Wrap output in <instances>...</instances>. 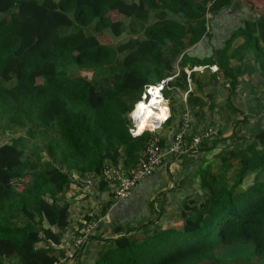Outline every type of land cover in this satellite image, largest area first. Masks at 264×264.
I'll return each instance as SVG.
<instances>
[{"label": "trees", "instance_id": "obj_1", "mask_svg": "<svg viewBox=\"0 0 264 264\" xmlns=\"http://www.w3.org/2000/svg\"><path fill=\"white\" fill-rule=\"evenodd\" d=\"M232 1L0 0V264H55L62 242L55 228L70 222L65 194L74 173L95 174L105 189L108 161L127 169L142 160L153 133L134 137L128 114L148 85L176 72L180 57L172 85L187 83L190 60V68L217 62L224 80L235 84L226 54L234 35L214 55L186 51L212 38L207 14L218 15ZM182 19L196 26L186 32ZM126 29L137 36L115 46L100 38H118ZM236 32L254 49L264 84V6ZM250 122L243 118L250 136L235 131L218 160L208 159L199 175L202 192L177 214L181 225L155 218L133 231L116 229L117 238L91 236L98 227L89 233L86 224L102 220L111 200L76 229L75 264H234L238 254L249 257L250 244L253 261L264 264V128ZM251 173L253 183L244 188Z\"/></svg>", "mask_w": 264, "mask_h": 264}, {"label": "crops", "instance_id": "obj_2", "mask_svg": "<svg viewBox=\"0 0 264 264\" xmlns=\"http://www.w3.org/2000/svg\"><path fill=\"white\" fill-rule=\"evenodd\" d=\"M257 2L258 6L256 7L254 4L256 7L254 9L248 0H233L232 4L229 7L224 8L218 15L215 16L212 13H208L206 17L207 20H209L207 22L208 27H210V31L212 32V38L209 39L208 37H203L200 41L195 43V45L188 48L191 50L194 48L192 53L187 51L189 55L192 57L204 58L214 55V52L224 48L226 42L240 26L245 24L246 21L261 15L263 12L264 0H257ZM222 16H225L222 25H226L227 31L219 37L217 31H215L217 27L215 20L218 21ZM185 20L187 19H182V22L184 23ZM212 27L214 31H212ZM128 32L131 34L129 35ZM125 33L127 36L120 39ZM130 36L137 35H133V32L130 29H126L122 35L115 38L116 43L118 44L121 41H125ZM238 44H244V38L242 36L238 37V39H234V48L232 51H236V53L229 56L231 68L237 76L235 84L224 80L225 75L222 73L221 68L217 72H212L210 70L212 65L216 64L219 67L217 62H213L193 67L200 69L198 71H193V77H195L194 89L190 92L186 101H183L181 96V92L187 89L186 84L184 89L180 90L181 92L175 89L180 93L179 103L173 102L171 98L167 97L164 93L169 100L172 110L171 119L162 124L157 130V133L165 138L164 145L169 146L172 143L179 131V127L181 126V114L186 110L191 112L192 131H202L204 128L208 127V125H213L215 122H218L220 126L218 132L220 136L219 138H231L232 134L235 132L234 128H231V123L234 120L233 123L235 127L236 120H240L236 115V103L234 98L244 97V94L247 95L252 93L253 99L256 101L252 104L250 100L246 101L244 99L247 109V111L243 110L244 113L249 112L258 122H261L263 118H259L258 116L260 107L264 108V84L262 83L263 79L261 76L262 70L259 67L255 55L250 51L247 54L246 50L239 51L236 47ZM186 68L189 69L190 67L186 66L185 71ZM171 76H167V78ZM172 81L173 77L169 82L171 88L168 90L170 91L173 89V85L171 84ZM178 82L183 83L182 80H178ZM240 101L241 100H239V103ZM160 114L161 112L158 111L157 115H159V117L156 116L157 119L161 117ZM128 117L131 122V128L132 121L130 113L128 114ZM256 120L254 124H257ZM237 130L246 137L250 136V133L243 125L241 128H237L236 131ZM228 134L230 135L227 136ZM214 142L215 139L204 141L199 152L196 153L188 152L177 157L168 156L157 174L155 173V175H150L141 180L140 184H137L138 186L136 185L134 187V192L130 194L131 196L129 195L130 197L128 196L129 198L126 197L120 200H115L113 197L112 193L114 192V187L110 188L108 184L105 189L100 187L98 182L100 181L99 177L93 176L92 182L87 184L85 181L80 180L83 179V177H78V173L76 172L75 176L78 178H76L75 182L70 185V189L65 194V201L69 202L71 205V216L75 217L76 221L72 223L70 217V222L66 228H55L56 231L62 234V243L60 245H55L57 249H55L54 254L60 252L59 250L75 251V263L79 262V258L76 255L78 250L75 249L76 242L74 241L77 235L76 229L86 215L99 213L100 209L107 205L111 200H114V202L108 209L106 215H104V220L102 219V228L98 231L96 230L91 236L98 235L102 239L117 238L120 234L115 232L116 229L124 228V230L126 229V231H128L131 228L133 231L134 227L143 226L148 221L155 218L163 220V224L169 222L177 226L181 225L182 221L178 219L177 214L185 203H188V201L193 198L195 199L198 194L202 192L200 187L201 177L199 175L201 174L203 167L211 165L208 159L212 157H207L206 153L209 150L214 149L212 148ZM214 167L218 168V164ZM89 175L92 176V174ZM87 177L88 175L84 179H87ZM78 180L82 183L80 182L79 184ZM85 186L93 187L92 189L94 192L87 193L83 188ZM86 199L89 203L98 206L96 207L95 212L92 210H83L82 202ZM90 239H92V237H90ZM89 242L93 243L90 249L92 252L95 242ZM92 253H95V251ZM237 259V262L242 264H258L253 261L252 257L250 258L245 255L240 257L238 254Z\"/></svg>", "mask_w": 264, "mask_h": 264}, {"label": "rangeland", "instance_id": "obj_3", "mask_svg": "<svg viewBox=\"0 0 264 264\" xmlns=\"http://www.w3.org/2000/svg\"><path fill=\"white\" fill-rule=\"evenodd\" d=\"M248 2H250L251 4H252V7L255 9L257 6H258V2H257V0H248ZM254 4H255V6H254ZM40 11H42V12H45L44 11V9H40ZM110 14H111V17L114 19V20H117L118 18H119V14H118V12H116V11H112V12H110ZM224 17L225 16H222L221 18H219V20L218 21H216L215 20V23L217 24V27H216V30L215 31H217V33H218V36L220 37V35H222V34H224L226 31H227V29H226V25H222V22H223V19H224ZM209 21V20H208ZM185 22V29H186V32L188 31V30H190V29H192L193 27H195L196 26V21H194V22H191V21H189V20H185L184 21ZM212 23V22H211ZM207 25H208V22H207ZM208 29L210 30V27H208ZM212 31H214V29H213V27H212ZM128 34L130 35L131 33L130 32H128ZM234 39L236 38V39H238V37H240L241 35L239 34V33H237V32H235L234 34ZM127 36V34L125 33V34H123V36H121L120 37V39H122V38H125ZM100 38L103 40V42H106V43H109V44H111L112 46H115L117 43H116V39H112V38H110L109 36H107L105 33H101L100 34ZM234 39H233V41H234ZM195 45V44H194ZM193 46V45H192ZM192 46H190V47H192ZM190 47H188V48H190ZM236 47H237V49L239 50V51H242V50H246V54L247 53H249V51L252 53V54H254V49L252 48V47H250V46H248L246 43H244V44H238V45H236ZM187 48V50L186 51H188L189 53H192L193 52V50H194V48L191 50V49H188ZM233 48H234V46H233V43H232V45L229 47V49L227 50V55L229 56V55H233V54H235L236 53V51H232L233 50ZM181 59V58H180ZM179 59L175 62V68H176V74H180V71H181V67H180V65H179ZM191 64H192V61L190 60V61H188V66L190 67L191 66ZM215 65V64H214ZM213 66V65H212ZM200 68H193V69H191V68H189V69H187L186 68V72L187 73H189L190 72V74H189V78H188V81H187V83H182V82H177V81H175L174 83H173V89L170 91V90H168V88H165V90L167 89V91H165L164 93L167 95V97H169V98H171V100L173 101V102H175V103H179L180 102V93L179 92H181L180 90H183L184 89V87H185V84L187 85V89L185 90V91H183V92H181V96H182V98H183V101H186L187 99H188V97H189V94H190V92H192V90L194 89V78L195 77H193L192 75H191V73H192V71H198ZM220 68L218 67V70H219ZM210 70L212 71V72H217V71H214V70H212V68L210 67ZM205 72H206V70H205ZM82 75H85V76H88L89 78H91L92 77V72L91 71H81L80 72ZM177 77V76H176ZM176 77H173V79L174 78H176ZM171 80V79H170ZM170 80L168 81V82H170ZM175 85V86H174ZM179 86V87H178ZM175 89H177V90H175ZM155 91V93H157L158 94V90L156 89H153V90H151L150 91V93H151V98L147 95L146 96V98H143L141 101L142 102H144V103H146V104H149L150 103V101H151V99H152V97H153V92ZM245 93H247V92H245ZM157 98H158V96H157ZM249 98H251V99H249ZM168 99V98H167ZM244 99L246 100V101H248V100H250V102L253 104L254 102H256L254 99H253V94L252 93H250V94H247V95H245L244 94V97H241V98H238V97H236V98H234V100H235V107H236V115H237V117L238 118H240V120L238 119L237 120V122H236V125H235V127H234V123H233V121H232V123H231V128L233 127L234 128V131H236V129L237 128H241V126L243 125L244 126V123H243V118L244 117H248L249 119H250V121H252V122H250V126L249 127H251L252 126V124L255 122V117H253L249 112L248 113H244V111L243 110H246L247 111V109H246V104L244 103ZM239 100H241L240 101V103H239ZM256 104V103H255ZM138 105V104H137ZM166 107L167 108V115L169 116L168 117V119L166 120V121H162V120H160V121H156V120H153L152 118V120H153V122H155L156 123V125H160V126H162L161 124L162 123H166L169 119H171L170 117H172V110H171V105H170V103H169V100H168V102H165V99H162V100H158V105H157V108H156V110L157 111H159V112H161V114H160V119L161 118H163L164 116L163 115H165L164 114V112H162V111H160V109H162V107ZM220 106H221V104H220ZM138 107V106H137ZM164 111V110H163ZM242 111V112H241ZM142 112L143 113H145L143 110H142ZM136 113H137V110H136ZM191 112L189 111V110H186V111H184L182 114H181V121L185 118V115L186 114H188L187 115V118H188V120H189V125L191 124L192 125V121H191V114H190ZM259 118L261 117V118H263L262 120H261V122H260V124L262 125V127L264 128V108L263 107H260V109H259V116H258ZM242 118V119H241ZM180 121V122H181ZM256 122L258 123V121L256 120ZM246 124H248V123H246ZM138 125H140L139 123H138ZM257 125V124H256ZM141 127H143L142 125H140ZM159 126V127H160ZM158 127V128H159ZM220 126H219V124H218V122H215L213 125L212 124H210V125H208V127H206V128H208V130L209 129H211L212 130V134H211V136L207 139V140H210V139H218L220 136H219V134H218V132H219V128ZM144 128V127H143ZM158 128H156L155 130V132H153V131H151L152 133H155V134H157V130H158ZM179 129H180V127H179ZM205 129V128H204ZM203 129V130H204ZM1 130V129H0ZM202 130V131H203ZM146 131H148V130H146V129H144V131H142V132H139L138 133V135L137 136H139V135H141V134H144ZM202 131H199V132H194V131H192V127H190V130H189V132H190V135H191V137L193 138V137H195V136H199L200 135V133L202 132ZM132 132H133V130H132ZM179 132V131H178ZM3 135V134H2ZM10 134H8L7 135V137L9 136ZM230 134H228L227 136H229ZM1 137V136H0ZM4 135L2 136V138L4 139ZM227 138H222V142H219L216 146H215V148L214 149H212V150H209L207 153H206V155H207V157H213L215 160H218V157H217V153L218 152H225L226 151V147H227V145H225L226 143L224 142V140H226ZM7 141H8V138L6 139ZM231 140H233V139H231ZM201 148V147H200ZM194 153H196V152H194ZM180 155H182V154H179L178 156H180ZM184 156V155H183ZM186 157V156H185ZM220 164V163H219ZM163 165V164H162ZM162 165H160V166H162ZM217 165V164H216ZM107 166L108 167H111V169H105V171L106 172H108L109 170H113V171H119V168H121L122 166H120L119 164L117 165V164H115L113 161H108L107 162ZM138 167H139V165H138ZM138 167H137V164L135 165V166H133V167H130V168H124V170L128 173V174H134L135 172H137V170H138ZM218 167H220V165H218ZM219 169V168H218ZM77 175V174H76ZM95 174H92V176L91 175H88V177H87V179H80V180H82V181H85L87 184L88 183H91L92 182V179H93V176H94ZM230 176L232 175V174H229ZM78 177L80 176L79 174L77 175ZM254 176H255V173H251L250 175H248L247 177H246V181H244V185H243V187L244 188H247L250 184H252L253 183V180H254ZM78 177H76L75 176V173H74V179H76V178H78ZM260 178L261 179H264V172H263V174L261 173V176H260ZM104 180H106V181H109V182H111V183H116L114 180H112V179H108L107 177H105L104 176ZM79 182H81V181H79ZM82 183V182H81ZM109 184V187L110 188H112V187H114L113 186V184ZM86 184V185H87ZM84 188V190H86L87 191V193H92V192H94L93 191V187H91V186H89V187H83ZM114 191H115V189H114ZM200 194H198V196H199ZM91 196V195H90ZM93 196V195H92ZM197 196V197H198ZM118 200V199H117ZM96 207H98V206H95L94 204H91V203H89L88 201H87V199L86 200H84L83 202H82V208H83V210L84 211H93V212H95L96 211ZM93 216H95V213H94V215ZM103 217L104 216H102V219H103ZM100 218V217H99ZM95 219H97V217H94V220L92 221V222H94L95 221ZM104 220V219H103ZM71 221H72V223L73 222H75L76 221V219H75V217H73V216H71ZM83 221V223H85L86 222V220H82ZM102 222V220H100V223ZM100 226V225H99ZM101 228L100 227H98V230H100ZM97 230V231H98ZM78 233V232H77ZM83 240L85 241L86 240V238L84 239L83 238ZM84 241L83 242H81L80 244H79V246H81L83 243H84ZM62 243V242H61ZM249 247H250V253H249V257L251 258V256H252V253H253V251H254V246L252 245V244H250L249 245ZM60 251V250H59ZM66 251H68V250H66ZM65 251V252H66ZM55 255H57L58 256V260L63 256V255H59V252L57 253V254H55ZM92 257V256H91ZM16 261V260H15ZM10 264H13V263H15L14 261L12 262V261H8ZM15 264H19L18 262H16Z\"/></svg>", "mask_w": 264, "mask_h": 264}, {"label": "built area", "instance_id": "obj_4", "mask_svg": "<svg viewBox=\"0 0 264 264\" xmlns=\"http://www.w3.org/2000/svg\"><path fill=\"white\" fill-rule=\"evenodd\" d=\"M211 68L214 71L218 70V66L216 64L211 66ZM187 74H188L187 76V81H188L190 72ZM178 75L179 74H176L175 72L173 76L167 79H164L157 84L148 85L142 94V99L146 98L147 95L151 98L150 91L153 89L155 90L157 89L158 90V100L165 99V102H168V99L164 95V90L165 88H168V89L171 88L168 81L172 79V77H176ZM141 100L137 104H140L142 102ZM137 104L135 105V109L130 113V117L132 121V127L130 130L133 136L138 135L139 133L138 122L144 116L143 114L140 115L136 113L137 106H138ZM164 108L166 107L164 106ZM160 111L163 112V107L162 109H160ZM166 112H167V108H166ZM187 115L188 114H186L185 118L182 120L179 132L176 134L175 138L173 139L172 143L169 146L162 144L160 136L153 133L152 137L150 138L147 144V147L145 150V156L137 164V167L139 165L138 170L133 175L128 174L122 167L119 168V171L109 170L108 172H106L105 169H111V167H108L106 164L104 168L103 176L107 177L108 179H112L116 182L114 183L116 185L115 186V193H116L115 198L116 199L120 200V199L127 197L130 194L131 190L141 180L153 174V172L160 165L164 164L168 156L177 157L179 154H184L188 152H199L200 147L202 146L203 142L206 141L211 136L212 130L211 129L208 130V128H205L200 133L199 136H195L192 138L189 132L191 124L189 125V120L187 118ZM168 117L169 116L166 115L164 116L163 119H160V118L157 119L156 116L154 115L151 118L156 121L157 120L166 121ZM159 126L156 125V128H158ZM156 128L152 129V128L147 127L145 129L155 132ZM99 225H100V220H95L94 222L87 223L86 231L90 233V231L93 228L99 227ZM74 263H75V251H66L65 255L55 262V264H74Z\"/></svg>", "mask_w": 264, "mask_h": 264}, {"label": "bare ground", "instance_id": "obj_5", "mask_svg": "<svg viewBox=\"0 0 264 264\" xmlns=\"http://www.w3.org/2000/svg\"><path fill=\"white\" fill-rule=\"evenodd\" d=\"M153 93H154V95H153L149 104H146L147 102L146 103L143 102V104H141L139 107H137V113L140 115L141 114L144 115L138 123L145 128L149 127L152 129L156 128V123L153 122L151 117L154 115L159 117V115H157L158 111L156 110L157 105H158V98H157L158 94L155 93V91ZM142 110L145 113H143ZM163 110H164L163 112L165 114L164 116H166L167 115L166 108L163 107ZM140 125H138V130H139V132H142V131H144L145 128L141 127Z\"/></svg>", "mask_w": 264, "mask_h": 264}, {"label": "clouds", "instance_id": "obj_6", "mask_svg": "<svg viewBox=\"0 0 264 264\" xmlns=\"http://www.w3.org/2000/svg\"><path fill=\"white\" fill-rule=\"evenodd\" d=\"M141 99H142V97H141ZM141 99H140V100H141ZM140 100H139V101H140ZM139 101H138V102H139ZM138 102H137V103H138ZM137 103H136V104H137ZM136 104H135V105H136ZM134 109H135V107H134ZM134 109H133V110H134ZM133 110H132V111H133ZM132 111H131V112H132ZM131 112H130V113H131ZM149 131H150V130H149ZM150 132H151V131H150Z\"/></svg>", "mask_w": 264, "mask_h": 264}]
</instances>
